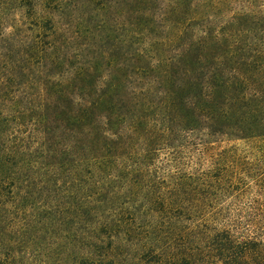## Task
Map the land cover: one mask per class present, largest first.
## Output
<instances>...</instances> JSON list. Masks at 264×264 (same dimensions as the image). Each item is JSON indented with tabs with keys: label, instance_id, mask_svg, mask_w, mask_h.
Wrapping results in <instances>:
<instances>
[{
	"label": "trees",
	"instance_id": "obj_1",
	"mask_svg": "<svg viewBox=\"0 0 264 264\" xmlns=\"http://www.w3.org/2000/svg\"><path fill=\"white\" fill-rule=\"evenodd\" d=\"M44 184L76 264H264V0H0V207Z\"/></svg>",
	"mask_w": 264,
	"mask_h": 264
},
{
	"label": "rangeland",
	"instance_id": "obj_2",
	"mask_svg": "<svg viewBox=\"0 0 264 264\" xmlns=\"http://www.w3.org/2000/svg\"><path fill=\"white\" fill-rule=\"evenodd\" d=\"M76 16L85 20L86 25L81 26L77 21L70 24L67 15L61 22L75 31L71 45L81 47L86 55L87 45H91V6L85 5ZM36 179L39 176L36 175ZM35 196L34 202L23 199L26 196L22 188L13 201L0 207L3 264H76L79 238L72 214L65 216L61 192L44 184L43 194ZM119 252L120 264H137L138 253L134 246L124 245Z\"/></svg>",
	"mask_w": 264,
	"mask_h": 264
}]
</instances>
